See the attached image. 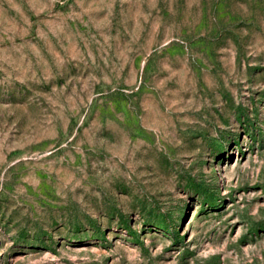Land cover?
Returning <instances> with one entry per match:
<instances>
[{
	"label": "rangeland",
	"instance_id": "rangeland-1",
	"mask_svg": "<svg viewBox=\"0 0 264 264\" xmlns=\"http://www.w3.org/2000/svg\"><path fill=\"white\" fill-rule=\"evenodd\" d=\"M0 264H264V0H0Z\"/></svg>",
	"mask_w": 264,
	"mask_h": 264
}]
</instances>
